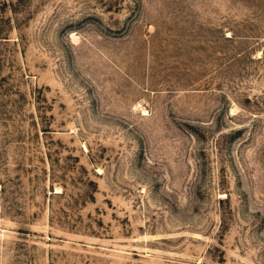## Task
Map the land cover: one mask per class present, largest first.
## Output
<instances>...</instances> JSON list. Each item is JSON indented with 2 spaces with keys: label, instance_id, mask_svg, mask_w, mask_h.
I'll use <instances>...</instances> for the list:
<instances>
[{
  "label": "rangeland",
  "instance_id": "374dc122",
  "mask_svg": "<svg viewBox=\"0 0 264 264\" xmlns=\"http://www.w3.org/2000/svg\"><path fill=\"white\" fill-rule=\"evenodd\" d=\"M0 264H264V0H0Z\"/></svg>",
  "mask_w": 264,
  "mask_h": 264
},
{
  "label": "bare ground",
  "instance_id": "6f19581e",
  "mask_svg": "<svg viewBox=\"0 0 264 264\" xmlns=\"http://www.w3.org/2000/svg\"><path fill=\"white\" fill-rule=\"evenodd\" d=\"M57 191H60V190H59V188H58V190H57Z\"/></svg>",
  "mask_w": 264,
  "mask_h": 264
}]
</instances>
